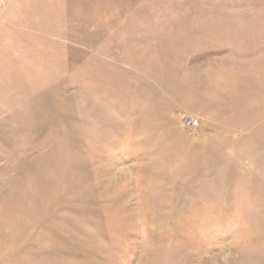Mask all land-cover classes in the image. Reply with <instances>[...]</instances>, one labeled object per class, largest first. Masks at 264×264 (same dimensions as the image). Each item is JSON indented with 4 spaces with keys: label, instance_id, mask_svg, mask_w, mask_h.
Listing matches in <instances>:
<instances>
[{
    "label": "rangeland",
    "instance_id": "374dc122",
    "mask_svg": "<svg viewBox=\"0 0 264 264\" xmlns=\"http://www.w3.org/2000/svg\"><path fill=\"white\" fill-rule=\"evenodd\" d=\"M0 264H264V0H0Z\"/></svg>",
    "mask_w": 264,
    "mask_h": 264
},
{
    "label": "crops",
    "instance_id": "0c3cea01",
    "mask_svg": "<svg viewBox=\"0 0 264 264\" xmlns=\"http://www.w3.org/2000/svg\"><path fill=\"white\" fill-rule=\"evenodd\" d=\"M152 51V49H151ZM148 52L149 54V59H148V63H144L143 65H140V72L142 74V77H140V79H144L147 84H145V87H147L148 91L152 93L153 98H149L147 102L151 103L154 105V109H159L161 108V101L159 103V97L162 98L166 103L165 104H175V105H179L181 107L182 105V109H191L193 106V103H196V98L194 96L193 91H191L190 94H188L187 96V100L185 99L183 102V99L180 100V98L176 97L178 95H176V93L172 92V88H168V87H164L162 86L159 82L160 79L166 80L165 85L171 82L173 77H176V70H172V66L167 64L166 66H162L161 64H159L158 62L154 61L155 60V56H153V54H155V52ZM156 55V54H155ZM176 72V73H175ZM175 75H174V74ZM189 81V79H188ZM167 83V84H166ZM188 84V82L186 83ZM190 85H193L194 87V81L190 82ZM140 86H141V81H140ZM141 89V88H140ZM158 90H160L162 93H158ZM164 92V93H163ZM139 93H142V90H139ZM175 95V96H174ZM196 100V101H195ZM181 101V102H178ZM156 106V107H155ZM167 108V107H166Z\"/></svg>",
    "mask_w": 264,
    "mask_h": 264
},
{
    "label": "built area",
    "instance_id": "2783aa9c",
    "mask_svg": "<svg viewBox=\"0 0 264 264\" xmlns=\"http://www.w3.org/2000/svg\"><path fill=\"white\" fill-rule=\"evenodd\" d=\"M192 123V120L190 119V120H188V124H191Z\"/></svg>",
    "mask_w": 264,
    "mask_h": 264
}]
</instances>
